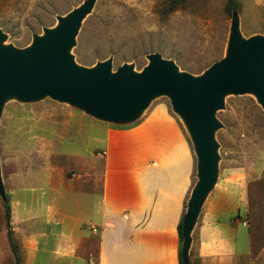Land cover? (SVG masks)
Returning <instances> with one entry per match:
<instances>
[{
	"label": "rangeland",
	"instance_id": "374dc122",
	"mask_svg": "<svg viewBox=\"0 0 264 264\" xmlns=\"http://www.w3.org/2000/svg\"><path fill=\"white\" fill-rule=\"evenodd\" d=\"M172 1L96 0L69 56L79 68L111 61L113 73L129 67L140 74L150 63L148 57L160 54L175 63L181 73L200 78L227 57L235 24L244 40L264 38V0H238L240 9L233 15L226 13L227 0H185L169 12ZM85 2L0 0V31L6 35L2 46L33 47L36 36L44 37L46 30L57 27L60 18ZM215 119L220 124L215 131L218 169L222 175L236 170L238 180L246 173L251 228L264 229V108L253 92H230L224 96L223 108L216 110ZM145 120H178L187 131L171 98L163 94L155 95L139 116L125 123L96 118L75 104L50 96L28 101L17 95L7 97L0 112V168L5 189L0 192L1 200L10 201L13 188L40 186V193L20 191L19 196L22 200L26 195L33 197L35 203L38 198L57 199L65 211L80 216L83 202L96 204L100 199L106 134ZM198 161L196 154L185 215L199 181ZM49 180L55 189L49 187ZM192 238L191 254L196 257L194 231Z\"/></svg>",
	"mask_w": 264,
	"mask_h": 264
},
{
	"label": "crops",
	"instance_id": "0c3cea01",
	"mask_svg": "<svg viewBox=\"0 0 264 264\" xmlns=\"http://www.w3.org/2000/svg\"><path fill=\"white\" fill-rule=\"evenodd\" d=\"M190 139L178 120L110 130L100 199L83 202L80 216L57 199L35 203L19 196L40 193V186L10 190L21 264H180L179 225L196 169ZM236 172L219 171L194 230L197 256L190 250L189 264H264V229L251 228L250 182L246 173L238 180ZM0 264H16L1 198Z\"/></svg>",
	"mask_w": 264,
	"mask_h": 264
},
{
	"label": "water",
	"instance_id": "95a60500",
	"mask_svg": "<svg viewBox=\"0 0 264 264\" xmlns=\"http://www.w3.org/2000/svg\"><path fill=\"white\" fill-rule=\"evenodd\" d=\"M95 2L86 0L60 18L56 28L46 30L44 37L36 36L28 49L4 48L6 35L0 31V112L11 95L24 101L50 96L75 104L96 118L125 123L139 116L155 95L169 96L174 109L187 122L199 160V181L192 191L183 227V256L189 264L193 231L219 175L215 131L220 124L215 112L223 108L224 96L230 92H253L264 108V38L244 40L235 24L227 57L200 78L181 73L175 63L160 54L150 55L149 65L140 74L129 67L113 73L111 61L79 68L68 52ZM4 191L0 168V192Z\"/></svg>",
	"mask_w": 264,
	"mask_h": 264
},
{
	"label": "trees",
	"instance_id": "16d2710c",
	"mask_svg": "<svg viewBox=\"0 0 264 264\" xmlns=\"http://www.w3.org/2000/svg\"><path fill=\"white\" fill-rule=\"evenodd\" d=\"M185 0H173L171 2L170 7L168 8L167 11L169 12H173L177 6L181 3H183ZM240 9V5H239V1L238 0H227V4H226V13L228 15H233L236 12H238ZM4 207H5V215H6V221H7V228H8V233H9V240L11 243V247L12 250L14 252L15 255V259H16V264H21V259H20V255H19V251H18V246L14 241V237L12 234V227H11V206H10V201L7 199L4 201ZM185 218V217H184ZM184 218L181 221L180 225H179V237H180V253H179V261L180 264H185L184 261V256H183V248H184V243H185V238L183 235V227H184ZM192 256V254H191Z\"/></svg>",
	"mask_w": 264,
	"mask_h": 264
},
{
	"label": "bare ground",
	"instance_id": "6f19581e",
	"mask_svg": "<svg viewBox=\"0 0 264 264\" xmlns=\"http://www.w3.org/2000/svg\"><path fill=\"white\" fill-rule=\"evenodd\" d=\"M183 121H184V123H185V125L187 127V130H188V125H187V122H186V120L184 118H183Z\"/></svg>",
	"mask_w": 264,
	"mask_h": 264
}]
</instances>
